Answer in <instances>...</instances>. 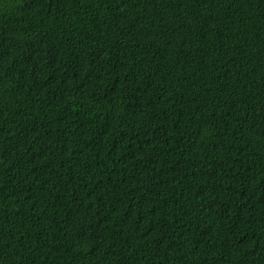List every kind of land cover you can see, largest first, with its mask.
<instances>
[{
    "label": "trees",
    "instance_id": "obj_1",
    "mask_svg": "<svg viewBox=\"0 0 264 264\" xmlns=\"http://www.w3.org/2000/svg\"><path fill=\"white\" fill-rule=\"evenodd\" d=\"M0 264H264V0H0Z\"/></svg>",
    "mask_w": 264,
    "mask_h": 264
}]
</instances>
